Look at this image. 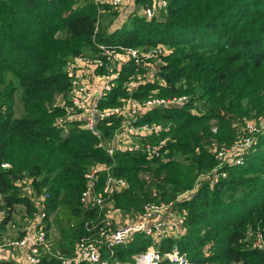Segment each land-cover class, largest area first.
<instances>
[{"label": "trees", "instance_id": "16d2710c", "mask_svg": "<svg viewBox=\"0 0 264 264\" xmlns=\"http://www.w3.org/2000/svg\"><path fill=\"white\" fill-rule=\"evenodd\" d=\"M166 1L162 18L132 12L129 27L111 30L113 23L105 26L104 19L117 12L89 0H0V197L7 214L0 225L10 224L18 205L30 216L37 211L19 182L26 181L38 195L49 194L48 230L54 223L60 237L41 264H65L85 224L96 216L80 197L86 173L98 164L114 165V174L129 182V189L115 196L124 212L140 213L149 202L168 203L197 186L190 200L179 203L188 211L187 233L164 240L162 251L178 249L198 262L264 264V250L255 248L250 236L264 233V133L244 165H221L216 156L245 136L244 121L264 118V0ZM149 4L138 0L137 6ZM160 44L169 53L159 59V79L140 86L133 97L190 98L182 109H155L140 121L168 129L160 138L170 139L169 160H150L135 151L111 157L82 122L67 119L71 83L66 65L79 56H98V45ZM142 72V64L125 65L105 106L128 97L126 84ZM9 76L19 87L6 85ZM113 122L100 125L105 142L118 129L119 120ZM4 163L12 168H3ZM210 173L217 181L199 184ZM149 245L138 235L117 249V257L130 261Z\"/></svg>", "mask_w": 264, "mask_h": 264}, {"label": "built area", "instance_id": "2783aa9c", "mask_svg": "<svg viewBox=\"0 0 264 264\" xmlns=\"http://www.w3.org/2000/svg\"><path fill=\"white\" fill-rule=\"evenodd\" d=\"M89 1L99 8L107 6L122 13H126L132 4L138 3V0ZM149 2L148 7L142 8L147 19L160 18L159 10L166 11L168 8L166 0ZM98 49V56H79L69 60L66 65L65 73L71 83L67 119L82 122L83 128L99 139V146L111 157L116 151H135L150 160H169L170 139L160 138L161 133L167 132L168 129L165 130L158 124H141L140 121L155 109H182L190 98H158L154 95L147 100L138 101L133 97L140 86L159 79V59L169 53L168 47L158 45L148 50L98 45ZM132 62L142 64L144 72L131 77L125 86L128 97L120 98L119 105L105 106L115 90L121 69ZM160 83L163 84L162 81ZM114 120H119L118 129L112 138L105 142L100 125L105 123L111 127ZM213 131L216 133L217 130ZM257 131H260L259 128L249 124L248 134L239 142L232 147L217 150L216 156L221 160V165H244L246 154L254 144L252 136ZM2 167L11 169L12 165L4 163ZM212 176L210 173L202 175L199 179L208 178L207 180L216 182L217 179ZM85 180L86 188L80 201L97 214L85 224V234L77 243L73 256L64 260L65 264H213L208 261H192L188 254L181 253L178 249L164 252L159 248L164 240L180 239L185 235L188 211L181 209L179 203L189 200L196 192L197 186L168 203L149 202L145 204L142 212L137 213L124 212L117 208L115 196L127 191L129 182L114 174V165L93 166L86 173ZM28 190L37 211L20 235L14 238H7L0 226V260H12L18 264H41L45 256L52 254L47 214L50 195H38L31 187ZM138 235L150 241L149 247L144 252L133 255L131 261L118 259L117 249L131 243ZM250 236H253L254 247L264 250V233L258 230L250 233ZM57 256L64 259L59 254Z\"/></svg>", "mask_w": 264, "mask_h": 264}, {"label": "rangeland", "instance_id": "374dc122", "mask_svg": "<svg viewBox=\"0 0 264 264\" xmlns=\"http://www.w3.org/2000/svg\"><path fill=\"white\" fill-rule=\"evenodd\" d=\"M116 12L117 13L115 15H113L111 13L106 14V17L104 19V25L105 26L107 24H109L110 22L113 23V26H112L111 30L115 29L116 27L123 26V25H127L129 27L131 25V20H130L131 17H129L130 13L134 12L135 14H138V15L140 13L143 14L142 9L139 8L138 6L134 5V4H132L131 7H129L126 10V13H125V11L122 13V11H119V10L116 11ZM165 12L166 11H164V10H159L158 15L160 16V18H162V16L165 14ZM135 14H133V15H135ZM142 48H145V49H148V50L151 49V48H148L147 46H144ZM152 48H154V47H152ZM10 82H13L15 86L19 87L18 81L16 80L15 77L9 76L6 79V85H9ZM22 108H23V105H22V102L20 101V96L18 94L17 102H16V111L18 113V116H20L19 112H22ZM249 124H253L257 129L259 128V130H260L259 132L258 131L255 132L253 134V136H252V138L254 140V143H256L257 139H258V135L264 133V118H261L259 120L255 119V120L244 121V125H243V127L241 129L243 131L242 135H244V133H245V135L248 134V133H246V129H247V125H249ZM248 154H249V152L246 155H248ZM246 157H245V160H246ZM231 164L234 165L233 163H231ZM207 179L208 178L199 179V184L205 182ZM19 185L23 186V190H24L23 192H25L26 196H29L28 188H30L31 186L26 181L20 182ZM197 189H196V191H197ZM194 194H192L191 198L193 197ZM6 217H7V214L3 210V201H2V198L0 197V224H2L4 222ZM32 217H33V215L30 216L27 213L25 207H23L21 205L16 206L14 214L12 215V221L10 222V224L5 225V227L3 229L5 234H6V237L9 238V231L11 232V236L12 237L20 235V233L26 227L28 221ZM51 220L54 222V216L51 218ZM9 225H10V228H9ZM186 233H187V231H186ZM59 237H60V230L53 223L52 229L50 231V241H51L52 246L54 244V241L56 242V240H58ZM248 241H249V239H248ZM209 256H210L209 253H205V255H204L205 258H209ZM213 264H215V263H213Z\"/></svg>", "mask_w": 264, "mask_h": 264}, {"label": "crops", "instance_id": "0c3cea01", "mask_svg": "<svg viewBox=\"0 0 264 264\" xmlns=\"http://www.w3.org/2000/svg\"><path fill=\"white\" fill-rule=\"evenodd\" d=\"M136 6H137V4H136ZM9 228H10V225H9ZM9 237H10V238H14V237L11 236V232H10V231H9ZM13 254H14V253H13ZM14 255H15V254H14ZM11 259H12V258H11ZM13 260H15V259H13ZM16 261L19 262L18 260H16Z\"/></svg>", "mask_w": 264, "mask_h": 264}]
</instances>
